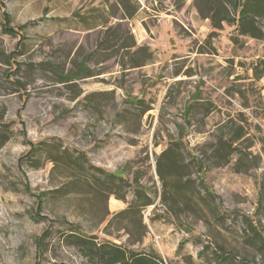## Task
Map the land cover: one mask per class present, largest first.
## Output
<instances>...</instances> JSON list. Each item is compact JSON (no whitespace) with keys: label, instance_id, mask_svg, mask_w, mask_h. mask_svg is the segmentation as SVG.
Returning a JSON list of instances; mask_svg holds the SVG:
<instances>
[{"label":"rangeland","instance_id":"obj_1","mask_svg":"<svg viewBox=\"0 0 264 264\" xmlns=\"http://www.w3.org/2000/svg\"><path fill=\"white\" fill-rule=\"evenodd\" d=\"M0 1V264H264V13Z\"/></svg>","mask_w":264,"mask_h":264},{"label":"trees","instance_id":"obj_2","mask_svg":"<svg viewBox=\"0 0 264 264\" xmlns=\"http://www.w3.org/2000/svg\"><path fill=\"white\" fill-rule=\"evenodd\" d=\"M232 1L234 6L238 8L239 15L242 18L252 8L256 14L261 15L264 13V0L251 1V3L246 4L244 0ZM0 3L3 4L1 1ZM3 16L6 18V13H3ZM36 150V146H32L27 155ZM104 178L110 179L112 177L110 174H104ZM75 245L78 246L81 256L86 260L85 264H166L162 257L154 250L135 251L113 242H95L79 234L75 236Z\"/></svg>","mask_w":264,"mask_h":264}]
</instances>
